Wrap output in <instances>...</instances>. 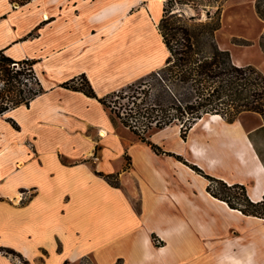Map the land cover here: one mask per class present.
I'll return each instance as SVG.
<instances>
[{
    "label": "crops",
    "instance_id": "obj_1",
    "mask_svg": "<svg viewBox=\"0 0 264 264\" xmlns=\"http://www.w3.org/2000/svg\"><path fill=\"white\" fill-rule=\"evenodd\" d=\"M163 4L0 0V51L33 61L44 90L0 116V247L28 264H181V229L155 220L160 204L179 200L173 180L149 161L147 145L123 138L125 127L96 98L63 86L84 75L102 98L161 69L168 56L158 31ZM189 243L182 242L183 258ZM243 243L225 240L203 264H264V241ZM0 264L21 262L0 253Z\"/></svg>",
    "mask_w": 264,
    "mask_h": 264
},
{
    "label": "rangeland",
    "instance_id": "obj_2",
    "mask_svg": "<svg viewBox=\"0 0 264 264\" xmlns=\"http://www.w3.org/2000/svg\"><path fill=\"white\" fill-rule=\"evenodd\" d=\"M163 2L169 14L176 15L189 25L208 23L219 17L221 25L215 33L219 47L228 50L232 60L237 64L250 65L264 73V22L256 13L255 0H194L189 3L187 0H164ZM110 102L112 109L119 114L126 113V110L133 107L131 100L127 99L113 98ZM114 117L117 119L116 116ZM138 130L159 146L158 155L150 152L148 147L149 161L157 169L164 171L166 178L173 180L174 184L171 188L178 193L179 200L176 205L161 202L157 211L161 217L155 220L159 223V227L181 229L178 238L181 247L177 248L181 256L179 258L181 264H203V261H213L216 250L228 239L233 244L238 242L248 244L249 238L253 237L257 240L256 247L264 241V223L261 220L247 218L252 216H244L229 209L227 211L218 202L208 198V196L213 197L208 188L212 191L219 190V185L210 181V178H213L223 180L227 185L244 184L252 199L255 181L251 170L245 166L249 163L248 160L245 161L247 157L243 160L240 157L242 154L239 151L240 141L245 140L250 143L252 152L264 165V117L246 112L239 115L233 123L225 120L212 123L208 130L203 129L200 122L189 131L184 140L175 125L160 131L145 127H138ZM119 133L124 139H129L131 144L139 141L126 127L121 128ZM138 145L145 147V144ZM142 156L139 155L140 160ZM124 159L132 163L127 151L124 153ZM104 168H109L106 161ZM111 182L117 184L118 181L112 178ZM224 204L227 205L225 202ZM216 219L219 220L218 224ZM187 239L190 242L189 256L183 258L182 242ZM153 241L157 243V238L154 237ZM166 242L168 253L172 255L174 240L169 239ZM228 255L235 257L233 252H229ZM20 262L24 264L23 261ZM80 264L96 263L92 258H85Z\"/></svg>",
    "mask_w": 264,
    "mask_h": 264
},
{
    "label": "trees",
    "instance_id": "obj_3",
    "mask_svg": "<svg viewBox=\"0 0 264 264\" xmlns=\"http://www.w3.org/2000/svg\"><path fill=\"white\" fill-rule=\"evenodd\" d=\"M255 10L264 22V0H255ZM220 18L208 23L187 24L164 7L158 31L168 52L165 65L120 91L98 98L84 75L75 85L74 80L64 87L96 98L119 119L137 139L155 154L159 146L142 134L138 127L157 131L175 125L184 140L199 122L211 115L233 123L246 112L264 117V73L250 65L236 64L228 50L221 49L215 33L220 29ZM34 62L15 61L0 51V116L30 102L44 90L34 70ZM131 100L133 107L126 113H116L110 99ZM14 127L16 123L9 120ZM169 154V153H168ZM117 176L108 175L110 182ZM219 185L212 196L244 216H252L264 223V189L260 200L250 199L246 186L227 185L223 180L210 178ZM113 184V183H112ZM154 239V236H153ZM0 253L18 258L28 264L21 254L0 247ZM115 264H122L119 259Z\"/></svg>",
    "mask_w": 264,
    "mask_h": 264
},
{
    "label": "bare ground",
    "instance_id": "obj_4",
    "mask_svg": "<svg viewBox=\"0 0 264 264\" xmlns=\"http://www.w3.org/2000/svg\"><path fill=\"white\" fill-rule=\"evenodd\" d=\"M157 1L158 2H163L164 0H157ZM45 17L48 18L47 14H45ZM204 17L205 16L203 15V18ZM207 118H208L207 120L204 119L201 122L203 127H204V129H206V130H208V128H210L212 123H217L218 121L222 120V118L219 115H211V116H208ZM99 136L100 137H105L106 134H105L104 131L101 130L99 132ZM240 145H241V148H240L239 151H241L242 154H243V155L241 154L240 157L242 158V160H243L244 157H247V159H245V161L246 160L249 161V163H248L249 167L247 166V164H245V166L251 170L250 171L251 175L255 179V184H254V187H253V190H252V196L251 197H252L253 201H258V200L261 199V196L263 194V189H264V165L260 162L258 156L252 152L251 147H250L251 146L250 143L246 142L245 140L244 141L242 140V141H240ZM220 203L225 205L223 201H220ZM227 208L231 212L239 213V211L230 209L228 206H227ZM247 218H252L254 220L260 221V219H257L255 217H247Z\"/></svg>",
    "mask_w": 264,
    "mask_h": 264
},
{
    "label": "built area",
    "instance_id": "obj_5",
    "mask_svg": "<svg viewBox=\"0 0 264 264\" xmlns=\"http://www.w3.org/2000/svg\"><path fill=\"white\" fill-rule=\"evenodd\" d=\"M189 1H192L193 2L194 0H187L188 3H189ZM45 20H48V18H46L45 15H43V21H45Z\"/></svg>",
    "mask_w": 264,
    "mask_h": 264
}]
</instances>
